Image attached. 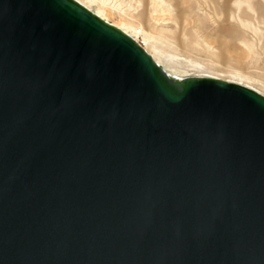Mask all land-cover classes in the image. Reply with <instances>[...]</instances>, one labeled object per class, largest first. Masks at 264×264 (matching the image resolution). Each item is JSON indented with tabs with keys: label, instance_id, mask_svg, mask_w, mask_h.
I'll use <instances>...</instances> for the list:
<instances>
[{
	"label": "water",
	"instance_id": "95a60500",
	"mask_svg": "<svg viewBox=\"0 0 264 264\" xmlns=\"http://www.w3.org/2000/svg\"><path fill=\"white\" fill-rule=\"evenodd\" d=\"M0 264H264V97L0 0Z\"/></svg>",
	"mask_w": 264,
	"mask_h": 264
},
{
	"label": "bare ground",
	"instance_id": "6f19581e",
	"mask_svg": "<svg viewBox=\"0 0 264 264\" xmlns=\"http://www.w3.org/2000/svg\"><path fill=\"white\" fill-rule=\"evenodd\" d=\"M68 1L84 8L124 35L131 30L129 38L152 59L167 80L177 87H181L189 79L208 78L242 86L264 97L261 92L241 82L246 77L234 69V66L247 65L249 59L259 54L264 56V0H102L99 4L97 0ZM123 3L131 7L133 5L130 3L141 5L142 13L153 22L154 30L144 33L141 28L129 22L120 13ZM212 3H220L225 27L219 29L224 31L225 37L212 43L204 35L186 40L191 33H199L202 29L200 21L209 16L208 4ZM113 7L117 9V15L112 12ZM253 20L257 23L256 26L251 23ZM169 23H172L173 30L168 29ZM258 24L263 26L262 32L259 31ZM170 32H175V41L171 44L179 53L169 54L156 44L157 40L165 39V34ZM252 36L256 38L255 41L251 39ZM193 51L203 52L205 59H200L198 53ZM220 66H227L228 69L221 70ZM192 69L201 71V74L189 77L187 71ZM225 77L231 81H225Z\"/></svg>",
	"mask_w": 264,
	"mask_h": 264
},
{
	"label": "rangeland",
	"instance_id": "374dc122",
	"mask_svg": "<svg viewBox=\"0 0 264 264\" xmlns=\"http://www.w3.org/2000/svg\"><path fill=\"white\" fill-rule=\"evenodd\" d=\"M102 0H97L98 4ZM117 4V3H116ZM115 4V5H116ZM133 6H128L127 3L122 4V10L120 13L124 15V17L131 22L133 25H136L137 27L141 28L144 33L150 32L154 30V24L152 21L148 19L143 13H142V7L141 5H136L135 3H130ZM112 6V3H109V6ZM208 11L209 16L205 17L200 21V24L202 26V29L199 30V33H191V35L187 36L186 40H190L192 38H195L199 35H204L208 42L212 43L214 40L219 39L220 37H225L224 31H221L219 29L220 27H225L224 25V16L222 14V9H220V3L218 4H208ZM244 9V7H242ZM112 12L117 15V9L114 7L112 8ZM126 14V15H125ZM187 19V18H186ZM169 22V21H168ZM252 24L255 26L257 23L253 20L251 21ZM259 31H263V26L261 24H258ZM168 29L173 30L172 23L168 24ZM130 37L132 35V31L128 30L126 32V36ZM139 39H141V36H139ZM253 41L256 40L255 37H251ZM172 41H175V32H170L165 34V39H160L156 41V44L159 47H162L165 52H168L169 54H176L180 51L177 49H174L172 46ZM198 53V56L200 59L204 60L205 56L203 52L199 51H193V53ZM220 69H228L227 66H220ZM234 69L242 72L246 79H242L241 82L245 83L253 87V89H256L264 94V56L263 54H259L257 57L249 59V62L247 65L242 66H234ZM190 75L189 77H195L198 74H201V71L192 69L187 71ZM224 80H230V78L225 77ZM225 80V81H226Z\"/></svg>",
	"mask_w": 264,
	"mask_h": 264
}]
</instances>
